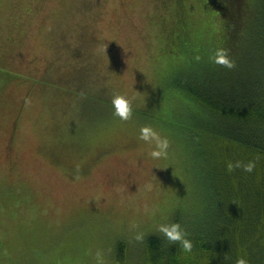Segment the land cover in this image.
Listing matches in <instances>:
<instances>
[{"label":"rangeland","instance_id":"374dc122","mask_svg":"<svg viewBox=\"0 0 264 264\" xmlns=\"http://www.w3.org/2000/svg\"><path fill=\"white\" fill-rule=\"evenodd\" d=\"M163 2L0 0V264H126L143 242L134 231L146 240L178 209L182 225L196 178L189 150L162 126L185 135L190 122L149 107L186 104L166 85L181 61L162 49ZM210 9L217 48L225 28ZM117 90L134 97L127 121L113 115ZM145 123L168 137L166 156L147 155Z\"/></svg>","mask_w":264,"mask_h":264},{"label":"trees","instance_id":"16d2710c","mask_svg":"<svg viewBox=\"0 0 264 264\" xmlns=\"http://www.w3.org/2000/svg\"><path fill=\"white\" fill-rule=\"evenodd\" d=\"M190 1L203 9L200 19L190 13L189 0H164L168 11L160 16L171 38L162 49L173 61H181L164 84L176 88L186 104L180 110L169 101L161 108L149 107L164 113V122H190L185 135L175 123L162 127L169 136L177 135L192 160L195 200L183 210L181 226L193 247L185 252L179 242L150 233L131 247L127 258L134 261L126 264L141 260L142 244L143 264H237L241 257L245 264H264V0ZM211 5L225 28L217 47L228 49L232 68L209 60L216 50L205 24ZM161 93L157 95L162 99ZM229 163L234 165L231 170ZM180 210L173 221L181 222ZM123 246L118 244L121 257Z\"/></svg>","mask_w":264,"mask_h":264},{"label":"clouds","instance_id":"9594fccd","mask_svg":"<svg viewBox=\"0 0 264 264\" xmlns=\"http://www.w3.org/2000/svg\"><path fill=\"white\" fill-rule=\"evenodd\" d=\"M199 58L197 57V59ZM209 60L212 63L222 64L228 68L234 67L235 64L228 49L223 47H217L215 52L209 55ZM133 101L134 97L126 91L117 90L113 92L111 96L113 115L119 117L122 121H127L132 118L134 112ZM139 139L146 143L147 155L150 158L155 160L167 155L170 141L167 136L162 135L152 124L145 123L140 125ZM233 166L232 163H229V170ZM248 170H251V166H248ZM155 233L171 242H179V246L185 252H190L193 247L191 239L185 234V231L178 221H162L158 223L155 228ZM131 238L142 242L146 238V234L137 230L132 233ZM96 256L98 260H102L103 252L98 250ZM237 264H245L244 258L241 257L238 259Z\"/></svg>","mask_w":264,"mask_h":264}]
</instances>
